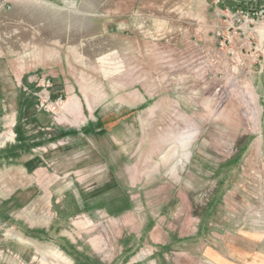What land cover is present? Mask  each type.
I'll list each match as a JSON object with an SVG mask.
<instances>
[{
  "label": "rangeland",
  "instance_id": "374dc122",
  "mask_svg": "<svg viewBox=\"0 0 264 264\" xmlns=\"http://www.w3.org/2000/svg\"><path fill=\"white\" fill-rule=\"evenodd\" d=\"M12 3L0 21L7 39L0 46L23 56L31 73L50 80L58 75L64 102L55 109V120L50 115L53 145L35 152L44 160L37 171L21 168L29 155L16 157L19 166L0 156V201L13 199L11 210L22 218L16 225L41 238L10 229L7 237L22 241L13 246L23 257L0 247V264H124L143 248L134 239L142 224L166 228L182 206L177 194H156L179 154L174 140L198 139L215 153L212 142L222 133L226 156L237 154L231 165L239 166L228 179L230 215L246 214L247 206L234 200L241 181L232 191L230 179L239 180L249 165L260 163L252 153L259 149L264 155V112L255 91L257 84L264 86V23L256 17L254 24L232 23L231 16L264 8V0ZM206 103L223 108V125L201 124ZM64 104L71 105L67 111ZM36 129L24 131L27 137L43 136L45 131ZM131 163L139 174L128 182L125 165ZM185 196L193 205L189 231L195 232L206 208L210 219L216 196L209 189ZM182 220L171 225L178 229ZM123 238L124 247L136 252L123 256ZM167 256L169 264L185 260L180 251Z\"/></svg>",
  "mask_w": 264,
  "mask_h": 264
},
{
  "label": "crops",
  "instance_id": "0c3cea01",
  "mask_svg": "<svg viewBox=\"0 0 264 264\" xmlns=\"http://www.w3.org/2000/svg\"><path fill=\"white\" fill-rule=\"evenodd\" d=\"M11 4L13 7L12 0ZM24 6L26 5L20 7L23 8ZM11 11L12 8L8 13ZM8 13H1L0 21H3V17ZM0 41H7L1 33ZM22 58L23 56L20 57L15 54L11 48L7 50L0 46V128L1 130L9 129V131L0 133V156L6 158L8 165H17V156L29 155L30 158L22 163L21 168L26 172H34L44 162L43 157L38 156L35 152L41 150L43 145L50 149L53 145L51 138L56 126H53L54 124H52L47 114L38 113L34 110V99L23 92V87H33L30 81L36 74L29 71L25 63H22ZM51 80L54 85L51 91L52 97L62 96L64 91L62 79H59L58 75H54ZM255 91L257 92L258 102L261 103L259 107L261 106L264 112V86L259 85L258 87L257 84ZM70 106L64 105L63 111H67ZM202 107L203 122L201 124L204 126L224 124L223 108L217 110L210 103H206ZM11 109L13 110L10 112ZM1 110H6L8 114ZM196 113L195 118H200L201 116H197L200 113L198 109H196ZM176 114L180 119V114ZM257 114L260 119V112L257 111ZM174 122L173 119L172 123L174 124ZM29 126L35 128V130L38 128L39 133L45 131L43 136L38 133L39 137H27L24 130L30 128ZM200 126L197 125V127ZM46 130L52 132L49 133ZM219 136V139L213 140L211 145L212 151L215 153H211L206 142L202 143L198 139H191L188 143L174 140L173 148L179 154L175 155L172 160L173 165L169 166V171H167L169 173L163 181L161 192H156V194L164 195L166 194L164 191L168 194H177L182 206L179 207V210L175 207L177 214L175 213L169 218L170 221H168L166 228L163 225L161 227L160 223H154L152 226L151 224L147 226V223L142 224L140 232L134 236V239L140 242L144 248L141 247L142 249H139V252L125 257V252L131 254L134 251L136 252L137 249L130 250V246L124 247L126 243H123V241L126 238H123L120 243L125 257L124 264H169L167 255L173 251H180L182 260L185 259L182 262L183 264H264V164H261L263 153L259 149L254 153L251 152L255 158H260V163L249 165L243 171L244 177L241 176L239 180L238 178L235 180L230 179V189L232 191L233 183L235 182L236 185L241 181L240 190L235 192L234 200L236 199L238 202L241 200V203L247 206L245 208L246 214L237 212L236 216L230 215L228 179L230 175L232 176L231 170H239L237 164L231 165V161L238 156L235 153L233 156H226L229 152L226 154L225 151V137L222 133ZM184 150L189 152L188 156L185 155L187 157L182 155ZM12 157H15L14 160ZM161 159L164 162H170L168 158L163 157ZM132 165V163L125 165L128 169L126 171L128 182L134 181L136 175L139 174L135 168L131 170ZM253 173H256V175ZM185 176L189 179H186ZM140 178L138 179L141 180ZM11 179L9 183L13 182V176ZM2 184H6V182H2ZM1 189H4V187H1ZM207 189L213 191L214 196H216L209 204L210 219L206 218L208 216L206 208L202 213V217L198 216L201 221L198 225L196 223L195 232L189 231L191 224H188L187 220L192 217L190 214L193 205L191 198L185 195L191 192H205ZM222 198L223 200H221ZM14 202L13 199L10 202L3 199L0 201V222L8 230H13L12 233L16 232L28 239L39 241L41 238L31 233L28 234L26 230L16 225L21 224V222H17V219L22 220V218L21 216H15V212L11 210ZM221 202L223 203L221 204ZM203 218L205 221H203ZM181 219L183 220L178 223V229L176 226L171 225L173 221H180ZM166 220L168 219L164 218L163 222ZM206 221H210V226L205 223ZM6 232L0 234V247H4L3 249L9 254L16 251L14 254L19 256L18 258H22L23 251H18L15 249L16 246H13L14 243L21 246L22 241H19L15 236H9L12 238L10 239L7 237ZM93 242H97V240L95 239ZM89 244L92 246L91 242ZM75 249L77 250L76 247ZM135 257H137V260L132 261Z\"/></svg>",
  "mask_w": 264,
  "mask_h": 264
},
{
  "label": "built area",
  "instance_id": "2783aa9c",
  "mask_svg": "<svg viewBox=\"0 0 264 264\" xmlns=\"http://www.w3.org/2000/svg\"><path fill=\"white\" fill-rule=\"evenodd\" d=\"M217 4H218V0ZM249 1V0H245ZM216 3V2H215ZM12 8L11 0H0V14L1 13H8ZM226 12L227 15L230 16L233 14L232 10L227 9ZM237 12H240L237 13ZM234 12V15H232V23L234 22L233 19L236 22H241L243 25L245 24H254L255 18L257 20L262 19V22L264 23V8H260L255 11H251L248 9H245V11H237ZM253 12V13H251ZM243 17V19H241ZM260 17V18H259ZM259 18V19H258ZM33 84L32 88H29L27 86L23 87V92L26 93L29 97H32L34 99L35 104L34 108L36 112L40 113L43 112L47 114L49 117H51L55 120L56 113L55 109H59V105H61L64 102V96H56L55 98L52 97L51 91L53 88V83L49 78H47L44 75H34L32 77V80L30 81ZM0 230H3L6 232V229H4V224L0 222ZM8 230V229H7Z\"/></svg>",
  "mask_w": 264,
  "mask_h": 264
},
{
  "label": "bare ground",
  "instance_id": "6f19581e",
  "mask_svg": "<svg viewBox=\"0 0 264 264\" xmlns=\"http://www.w3.org/2000/svg\"><path fill=\"white\" fill-rule=\"evenodd\" d=\"M65 105V104H64ZM7 231V233H11V231L10 230H6Z\"/></svg>",
  "mask_w": 264,
  "mask_h": 264
}]
</instances>
